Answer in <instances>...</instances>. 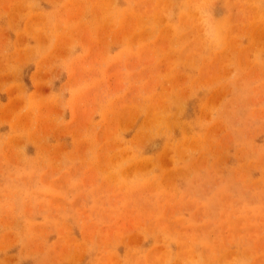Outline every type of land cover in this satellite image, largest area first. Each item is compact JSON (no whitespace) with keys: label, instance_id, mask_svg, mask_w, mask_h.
Returning a JSON list of instances; mask_svg holds the SVG:
<instances>
[{"label":"rangeland","instance_id":"1","mask_svg":"<svg viewBox=\"0 0 264 264\" xmlns=\"http://www.w3.org/2000/svg\"><path fill=\"white\" fill-rule=\"evenodd\" d=\"M0 264H264V0H0Z\"/></svg>","mask_w":264,"mask_h":264}]
</instances>
